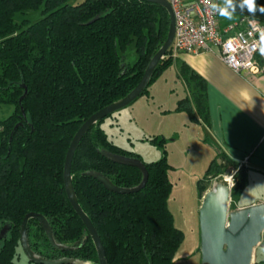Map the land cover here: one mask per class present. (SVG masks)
Wrapping results in <instances>:
<instances>
[{
    "label": "trees",
    "instance_id": "trees-1",
    "mask_svg": "<svg viewBox=\"0 0 264 264\" xmlns=\"http://www.w3.org/2000/svg\"><path fill=\"white\" fill-rule=\"evenodd\" d=\"M26 10H39L40 17L16 22L15 14ZM168 27L166 9L144 0H0V109H11L0 116V229L8 227L0 239V264H17L20 226L29 212L45 217L53 238L36 218L27 220V242L36 256L54 264H99L94 243L64 190L65 155L85 119L136 86ZM131 43L134 62L120 54ZM171 51L160 59L142 94L172 64ZM180 75L189 96L180 98L176 109L208 124L204 79L185 64ZM105 118L74 152L71 178L77 201L100 237L107 264H171L183 232L167 206L171 183L166 156L143 161L113 143L101 127ZM103 153L141 160L148 171L144 187L130 193L105 187L97 175L128 189L140 184L143 172ZM230 172L234 206L247 183L246 167L222 155L210 160L199 180L201 196L204 178ZM258 248L252 264H264V240Z\"/></svg>",
    "mask_w": 264,
    "mask_h": 264
},
{
    "label": "rangeland",
    "instance_id": "rangeland-1",
    "mask_svg": "<svg viewBox=\"0 0 264 264\" xmlns=\"http://www.w3.org/2000/svg\"><path fill=\"white\" fill-rule=\"evenodd\" d=\"M81 1L67 0L69 4ZM39 17V10H26L15 14L14 19L20 22L27 18L32 22ZM120 54L129 62L136 59L132 43ZM171 56L174 61L155 77L148 92L113 112L103 120L101 127L113 143L138 153L143 161H154L166 156L171 183L167 206L175 226L183 232V240L171 264H200L199 207L204 193L218 182H224L225 175L222 178H204V193L201 196L198 182L219 150L206 138L203 128L189 117L186 110L176 109L178 100L188 92L175 61L176 55ZM10 110L9 106L3 105L0 116L6 117ZM257 191L249 186L237 196L241 195V200H245ZM229 208L232 210L237 206L234 204ZM258 251L257 246L253 260ZM18 255L17 264H27L24 252L20 250Z\"/></svg>",
    "mask_w": 264,
    "mask_h": 264
},
{
    "label": "water",
    "instance_id": "water-1",
    "mask_svg": "<svg viewBox=\"0 0 264 264\" xmlns=\"http://www.w3.org/2000/svg\"><path fill=\"white\" fill-rule=\"evenodd\" d=\"M164 7L169 16V27L166 39L148 62L143 75L136 86L124 97L100 108L85 119L73 135L68 146L63 165V186L69 203L84 224L96 248L99 264H107L104 248L100 237L89 217L82 210L77 201L71 178V164L74 152L80 140L99 120L107 117L116 110L127 106L137 99L147 87L154 70L165 53L170 49L174 37V16L167 0H144ZM114 162H121L138 167L143 172V179L139 185L123 189L114 186L101 175L97 177L110 190L119 193L137 192L144 187L148 178V171L144 163L137 158H124L103 153ZM231 188L224 182H218L213 188L207 190L199 207L200 229V264H252L253 252L260 245L264 236V202H255L246 206L230 210ZM36 218L45 230L48 238L53 241L49 224L45 217L35 212L25 215L20 226V244L22 251L31 262H45L29 248L27 242V220ZM8 227L3 225L0 229V239L6 234Z\"/></svg>",
    "mask_w": 264,
    "mask_h": 264
},
{
    "label": "crops",
    "instance_id": "crops-1",
    "mask_svg": "<svg viewBox=\"0 0 264 264\" xmlns=\"http://www.w3.org/2000/svg\"><path fill=\"white\" fill-rule=\"evenodd\" d=\"M242 4L243 0H231L230 5L228 0L217 2V11L227 8L232 13V18L228 19L218 11L220 24L239 17L264 21V13L259 10V6H264V0H256L258 9L255 14L249 13L246 6L242 8ZM175 61L179 72L181 65L185 64L205 81L209 123L196 122L219 150L216 155L246 167L247 183L239 194L249 186L258 190L245 200H241V195L234 197V204L241 207L264 202V72L236 73L220 60L216 50L198 54L179 53ZM217 162H221L220 157Z\"/></svg>",
    "mask_w": 264,
    "mask_h": 264
},
{
    "label": "built area",
    "instance_id": "built-area-1",
    "mask_svg": "<svg viewBox=\"0 0 264 264\" xmlns=\"http://www.w3.org/2000/svg\"><path fill=\"white\" fill-rule=\"evenodd\" d=\"M174 16L172 54H198L216 50L220 60L236 73L264 72V56L258 43L264 34V21L239 17L221 25L216 3L223 0H167ZM233 172L223 177L231 188Z\"/></svg>",
    "mask_w": 264,
    "mask_h": 264
},
{
    "label": "clouds",
    "instance_id": "clouds-1",
    "mask_svg": "<svg viewBox=\"0 0 264 264\" xmlns=\"http://www.w3.org/2000/svg\"><path fill=\"white\" fill-rule=\"evenodd\" d=\"M205 2L211 4V0H205ZM229 5L231 4V0H228ZM244 6L247 7L249 13L255 14L258 6L256 4V0H243V4L241 5V7L243 8ZM213 7H216L213 5ZM259 10L264 13V6H259ZM219 13L228 18L231 19L232 18V13L228 11L227 8H219L218 9ZM258 47H259V52L261 56H264V34L261 35V39L258 43Z\"/></svg>",
    "mask_w": 264,
    "mask_h": 264
}]
</instances>
